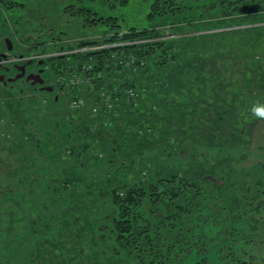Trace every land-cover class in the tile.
<instances>
[{"label": "rangeland", "instance_id": "rangeland-1", "mask_svg": "<svg viewBox=\"0 0 264 264\" xmlns=\"http://www.w3.org/2000/svg\"><path fill=\"white\" fill-rule=\"evenodd\" d=\"M154 1L128 0L113 7L103 0H0V31L15 46L11 58L66 56L60 72L56 63H44L48 85L56 84V72L64 76L77 63L73 46L102 42L113 32L86 22L76 9L117 17L124 30L156 29L159 40L169 44L166 64L151 72L161 86L156 93L145 84L151 65L145 56L135 55L132 64L114 61L119 75L112 81L131 88L136 70L144 71L137 77L143 85L137 97L119 95L115 114L145 108L138 113L145 121L122 115L111 123L112 113L99 101V89L109 90V75L100 79L105 85L82 86L88 90L81 91L87 111L69 128L76 139L74 159L85 170L70 169L63 159L69 136L58 127L53 109L62 98L54 102L56 92L27 80L0 83V225L9 237L22 235L15 251L0 252V264H195L198 250L216 264L213 250L222 242L238 244L236 264H264V120L249 111L264 103V0L228 12L218 9L222 0H201L176 17L154 15ZM113 84L118 89L120 84ZM94 104H100L96 113L89 110ZM151 124L156 130L147 135L144 128ZM91 126L97 129L86 130ZM216 146L222 147L220 154L204 155ZM113 159L124 165L113 171ZM175 162L178 176L193 184L199 198L183 205L184 215L150 200L146 211L159 221L165 240L158 243V234L149 230L153 243L136 235L130 245L120 244L112 228L118 211L114 189L124 192V185L138 182L154 189L149 184L170 176L169 163ZM235 220L240 230L231 228Z\"/></svg>", "mask_w": 264, "mask_h": 264}, {"label": "trees", "instance_id": "trees-1", "mask_svg": "<svg viewBox=\"0 0 264 264\" xmlns=\"http://www.w3.org/2000/svg\"><path fill=\"white\" fill-rule=\"evenodd\" d=\"M105 1L108 5L117 7L119 2L125 3L128 0H103ZM255 1L253 0H231L230 2L222 0L219 3L218 9L222 12H228V11H238V10H244V9H251L254 5ZM195 4L200 5L201 0H155L151 7L154 11V15H161V17H169V16H178V15H185L188 9H192V6ZM207 9H204V11ZM75 14L82 16L86 22L88 23H96L100 25H106L109 26L110 29H112V34L105 38L102 42L100 41H85L81 42L80 44L73 46L76 56H77V62L78 66H81V63L87 62L91 64V68H85L83 70L85 77H91L93 85H99L103 84L105 85V81L100 80L103 76L109 75L110 80L109 83L106 85V87L109 90H106L105 88H100L99 90L103 91L99 95V101H103L102 105H105V98L110 97V101L108 102L105 107L109 110L111 115V123L115 124V120L119 119V117L128 118L132 116H136L138 118H141L143 120V117L141 114L145 108H142V111L140 110L141 108H134L132 113H130L128 110H123L120 112L119 115L115 114L114 111H116L117 108V102L116 100L118 99L119 95L121 97L127 99V96L133 100L136 97H132L129 95L127 92L126 88L131 87L130 85H127L125 82H118V79H114L112 81V78L116 77L119 75L118 72H116L114 61L117 59V62H119V59L121 58V61H124L129 55L133 57L135 61V55L137 56H145L146 59L150 62L151 65L147 68L148 71H146V74H148V82L145 83L146 85L148 84L150 88V92L152 91L153 93L157 92V88L160 87V82L154 79V76L152 75L151 72H157L155 68L160 69V67L164 64H166V59L167 52L166 48L168 47V43L162 40H159V31L156 29H150V28H139L137 26H130L127 29H123L122 24L119 22L120 20L117 17H103V16H98L94 14V12L90 11L89 9L83 7L81 9H76L74 11ZM104 43V44H102ZM102 45H111L108 47L101 46ZM92 46H101L99 48L95 49H90V50H85L87 47H92ZM129 52L133 53L130 54ZM165 52V53H164ZM125 53V54H124ZM164 53V54H163ZM127 54V56H126ZM154 54H156L157 59H156V64H152V56L155 59ZM121 56V57H120ZM124 56V57H122ZM126 56V57H125ZM135 56V57H134ZM66 56H48L46 58H42L44 63L47 61L51 63H56L55 65V70L59 71L62 69L61 67L62 64L64 63L63 60H65ZM34 61H37V59ZM133 61V63H134ZM37 62H41L38 60ZM50 63V64H51ZM132 64V63H131ZM149 64V63H148ZM44 65V64H43ZM156 66V67H154ZM81 68V67H80ZM65 71V70H64ZM48 72V70H47ZM58 72L55 74L57 75ZM144 71L142 72L141 68H138L136 72L134 73V82H133V88L135 92H138V88L140 89L141 85L137 84V77L139 74H143ZM99 74V77L97 76ZM103 79V78H102ZM102 81V82H101ZM120 84L118 86V89L116 86L113 84ZM144 84V83H143ZM123 86H126L125 89H123ZM114 87V88H113ZM137 88V89H136ZM87 93L88 90L82 89V86L74 85V86H69L66 88L65 95L62 96L61 94H54V102L60 101V98H62V102L59 104L57 107H53L54 111L56 112V115L59 117L58 119V127L59 128H64L67 129L68 131V136L70 137H75L74 135H71L69 124L74 122L76 119L81 117L82 111H87L86 106L81 107V108H72L68 109L64 105V100H72L73 98H78V97H84L83 93ZM125 91V92H124ZM54 91L50 93H54ZM83 95H82V94ZM114 93V94H111ZM67 100H66V99ZM85 98V97H84ZM48 98L46 97L45 100ZM86 98H85V105H86ZM100 105V104H99ZM92 106L89 107V110L91 109ZM150 110V108H148ZM152 110H154L151 107ZM151 111V110H150ZM149 111V112H150ZM155 111V110H154ZM93 112V111H92ZM45 112L43 113V115ZM117 115V116H116ZM140 115V116H139ZM65 121V123L63 122ZM145 121V120H143ZM114 122V123H113ZM142 123V122H141ZM97 126V124H96ZM93 126L89 128H86V130H95L97 128H92ZM126 127V126H125ZM132 127L135 129H138V127L135 126H128ZM131 130V128H130ZM156 130V127L151 124V126H146L144 128V131H146L147 135L152 134ZM75 132V130H72ZM140 135V134H139ZM68 138V143L69 145H66L64 148V158H62L66 161L68 160L67 164H69L70 169H75L74 166H78L81 168V170H85V166L83 162H77L74 158L75 153H76V148H75V140L74 138ZM141 137V136H140ZM122 139L120 141L122 142ZM132 140V139H131ZM127 144V140H124ZM115 143H118V141H114ZM120 142V143H121ZM119 143L116 145L118 146ZM114 146V145H113ZM224 149V148H223ZM222 150V147L216 146L211 148L210 150H207L204 152V155L207 156H212L215 153L220 154ZM229 151V150H227ZM206 152L208 154H206ZM63 155V154H62ZM118 158V157H116ZM115 158V159H116ZM113 159L111 160L112 163H109V165H114L113 166V171L119 167H122L123 162L117 163V161ZM63 161V160H62ZM65 161H63L65 163ZM172 162V161H170ZM125 163V162H124ZM178 163H173L170 164L169 166L171 167V170L173 171L170 176H164L160 177L157 179L155 182L149 184L152 185L154 189L146 188L143 182H138L134 183L132 185L126 184L124 185L125 191L121 192V190H116L118 188H115L113 191V200L115 204L118 207V211L116 214V217L113 219V225L112 228L114 229V232H116V239L119 241L120 244L122 245H130L131 239L133 236H144L149 243L152 242V235H150V232L154 231L157 235V240H159L158 243H161L162 238L164 239V234L161 232V227L158 224L159 221L156 218H153L152 215L149 213V211H146V206L147 203L150 202V200L155 204L156 207L159 208H167L172 210V207L178 208L180 210V214L184 215V204H192L195 199H198V194L197 192H194L193 189V184L189 183L186 181V178L184 177H179L178 173L175 170L176 166ZM52 168H56L51 164ZM65 166V164H64ZM58 170V168H57ZM77 176V175H76ZM58 177L57 172L53 173L52 178L56 179ZM69 182V181H68ZM200 189V194L204 193V189L202 187ZM102 192H105L102 191ZM124 194V195H123ZM154 211V210H152ZM167 210L165 216H167ZM171 219H176L180 217H174L170 215ZM183 217V216H182ZM172 225H177V223L171 222ZM232 229L240 230L241 225L238 221H234L231 224ZM166 227V226H164ZM14 233V232H13ZM24 233H27L26 230H24ZM18 235L21 237L22 235L14 233L13 236L9 237V234L4 228L0 225V252L1 255L5 253H11L12 251H15L18 247L17 241L20 239L18 238ZM13 238V239H12ZM229 239V238H228ZM165 240V239H164ZM163 243V242H162ZM238 244H235L234 242L232 244H226L224 242L219 243L217 248H215L213 251H216L217 253V263L216 264H236L237 257L235 256L237 250L236 246ZM199 254V259L195 264H209V254L206 255L207 253H201L198 250ZM0 255V256H1ZM170 264V263H168ZM187 264V263H184Z\"/></svg>", "mask_w": 264, "mask_h": 264}, {"label": "flooded vegetation", "instance_id": "flooded-vegetation-1", "mask_svg": "<svg viewBox=\"0 0 264 264\" xmlns=\"http://www.w3.org/2000/svg\"><path fill=\"white\" fill-rule=\"evenodd\" d=\"M14 43L12 39L8 36H5V33L0 31V83L5 84L6 79L12 81H21L27 80L34 83V79H41L45 76V70L43 68L44 62H37L34 59L30 58L28 60L23 61L22 56L19 58H11L10 54L14 50ZM5 48V49H4ZM13 55H17L16 51L13 52ZM12 61V66L4 64L5 61ZM19 60V61H18ZM31 66H35L36 68L31 69ZM25 67V68H24ZM41 70V73H40ZM25 71V74L21 76V74ZM31 73L32 79H26V76ZM40 74V75H38ZM16 79V80H15ZM45 80V79H44ZM44 85L48 88H52L53 86H49L46 81ZM42 86V85H41ZM52 92L53 90H48Z\"/></svg>", "mask_w": 264, "mask_h": 264}, {"label": "built area", "instance_id": "built-area-1", "mask_svg": "<svg viewBox=\"0 0 264 264\" xmlns=\"http://www.w3.org/2000/svg\"><path fill=\"white\" fill-rule=\"evenodd\" d=\"M99 47H101V46L87 47V48H85V50L95 49V48H99ZM73 51H75V50H73ZM124 61L127 62L128 64H131V63H133L134 59L132 56L129 55L126 59H124ZM80 67L78 66V62H77L74 66L65 70V72L63 74L64 76H57L58 74L54 76L56 78V84H54L52 86H53V88L57 94H61L62 96H64L66 88L69 86H74V85L83 86L86 84L93 85V83H92L93 78L85 77V74L83 72V70L85 68H89V67L91 68V64H89L87 62H83V63H81ZM97 76L99 77V74ZM126 90L130 96L137 97L136 96L137 93L135 92V90L133 88L127 87ZM109 99H110V97L105 98V101H106L105 105L111 100V99L110 100ZM63 103L66 106V108H68V109L69 108L70 109L81 108V107L86 106L85 105V98L82 96L78 97V98H73L71 101L70 100H67V101L64 100ZM99 108H100V106L98 104H94L91 107V109L94 113L98 112Z\"/></svg>", "mask_w": 264, "mask_h": 264}, {"label": "clouds", "instance_id": "clouds-1", "mask_svg": "<svg viewBox=\"0 0 264 264\" xmlns=\"http://www.w3.org/2000/svg\"><path fill=\"white\" fill-rule=\"evenodd\" d=\"M249 111L251 115L255 118L264 120V103H257L251 105Z\"/></svg>", "mask_w": 264, "mask_h": 264}, {"label": "water", "instance_id": "water-1", "mask_svg": "<svg viewBox=\"0 0 264 264\" xmlns=\"http://www.w3.org/2000/svg\"><path fill=\"white\" fill-rule=\"evenodd\" d=\"M40 73H41V70H40ZM24 74H25V71L21 74V76H23ZM38 75H40V74H38ZM30 78L32 79L31 73L26 76V79L29 80ZM44 82H45L44 78H41L39 80L38 79H34V83H39L40 85H43ZM40 88H41V90H44V89L45 90H53V88H48L47 86H41Z\"/></svg>", "mask_w": 264, "mask_h": 264}]
</instances>
